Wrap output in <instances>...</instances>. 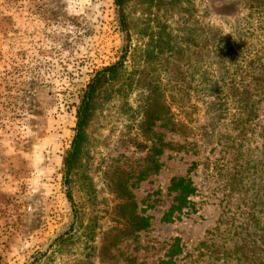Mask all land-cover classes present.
Returning <instances> with one entry per match:
<instances>
[{
  "label": "rangeland",
  "instance_id": "obj_1",
  "mask_svg": "<svg viewBox=\"0 0 264 264\" xmlns=\"http://www.w3.org/2000/svg\"><path fill=\"white\" fill-rule=\"evenodd\" d=\"M127 21L132 49L160 39L192 48L202 24L245 44L246 57L264 49V0H131ZM124 37L114 0H0V264L50 256L68 233L65 263L51 256L55 264H161L176 239L182 253L175 264H251L236 256L242 246L263 257L260 93L251 97L256 109L247 123L235 114L244 94L239 87L227 90L223 119L197 102L194 124L174 111L167 115L174 125L167 119L149 129L138 109L146 95L127 91L121 103L96 106L65 184L63 161L81 97L98 71L119 61ZM133 64L130 57L128 73ZM156 147L163 149L158 158ZM178 178H190L197 192L189 208L166 222L177 197L171 181ZM142 219L148 226L138 230L133 223Z\"/></svg>",
  "mask_w": 264,
  "mask_h": 264
},
{
  "label": "trees",
  "instance_id": "obj_2",
  "mask_svg": "<svg viewBox=\"0 0 264 264\" xmlns=\"http://www.w3.org/2000/svg\"><path fill=\"white\" fill-rule=\"evenodd\" d=\"M171 1L179 3L183 0ZM130 2L131 0H114L118 24L125 36L124 44L119 61L98 71L81 97L77 109L74 138L63 161L64 182L67 185H69L75 165L83 151V145L88 141V129L93 122L96 106L104 102L112 104L118 101L121 103L125 100L124 95L127 91H138L146 95V99L140 102L138 109L142 117L141 122L149 129L167 119L170 124L174 125V121H171L170 117L167 118V115L174 111L187 123L194 124L199 111L197 102H201L205 106L206 113L212 115L214 119H223L228 114L230 106V95L227 90L239 87L244 94L237 102L235 114L242 117L247 116V121H245L247 123L256 109L254 102L251 103V97L259 96V93L264 97V49L262 52L256 50L251 53V58L246 57L247 46L245 44L244 46L234 44L230 37L217 36L214 33L215 29L205 24L200 26L198 43L191 39L193 49L183 48L184 46L175 45V41L171 43L162 39L132 49L131 30L127 21V7ZM165 47L169 48L167 53H165ZM178 48H180L179 51H175ZM183 50L189 52L187 59H183L180 53ZM130 57L134 62L132 65L134 71L128 73L126 62ZM139 57L136 69V59ZM181 62H184L183 66L180 65ZM245 62L248 63L247 69H243L240 73L235 70L232 73V68H238ZM251 89L255 93L249 96ZM240 124H244V121ZM203 134L205 135V132ZM170 148L173 150L172 146ZM152 150L157 158L163 155V149L156 147ZM161 166L158 161L155 162L152 171L159 173ZM170 190L177 193V197L175 205L164 216L166 222H171L175 214H182L185 209L189 208L190 198L194 197L197 192L190 178L173 179ZM68 195L72 198L69 193ZM133 225L138 230H142L148 226V223L142 219ZM70 242L72 243V238L69 233L60 236L54 242V249L50 256L48 254L39 255L30 264H55L50 261L51 256H59L62 263H65L63 257L67 255V252L64 249L70 245ZM260 248H263L264 253V247ZM249 250L244 253L245 247L242 246L236 249L235 254L243 257L245 263L264 264V256L257 255L258 251L254 248ZM181 253V241L176 239L170 248L167 260L161 264H175L176 257Z\"/></svg>",
  "mask_w": 264,
  "mask_h": 264
}]
</instances>
